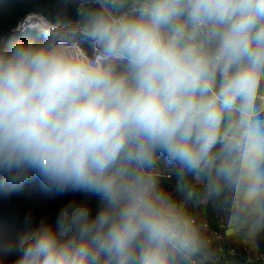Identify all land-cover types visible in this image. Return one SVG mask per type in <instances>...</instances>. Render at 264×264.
I'll return each instance as SVG.
<instances>
[{
  "label": "clouds",
  "instance_id": "clouds-1",
  "mask_svg": "<svg viewBox=\"0 0 264 264\" xmlns=\"http://www.w3.org/2000/svg\"><path fill=\"white\" fill-rule=\"evenodd\" d=\"M33 15L39 38L0 43V183L73 198L13 264H192L202 237L162 163L230 232L264 233V0H57Z\"/></svg>",
  "mask_w": 264,
  "mask_h": 264
},
{
  "label": "trees",
  "instance_id": "trees-1",
  "mask_svg": "<svg viewBox=\"0 0 264 264\" xmlns=\"http://www.w3.org/2000/svg\"><path fill=\"white\" fill-rule=\"evenodd\" d=\"M57 0H0V43L7 44L15 40H31L39 38L36 30H17L18 24L28 14L35 13L39 6H54ZM77 12L74 3H70L68 14ZM161 187L178 202L186 204V211L195 221L202 237V249L192 260L196 264H227L226 256H222L217 243H207L209 233L217 231L228 246L239 249L244 235L229 233L218 204L207 200L201 194L200 200L190 199V188L185 185L178 188L177 177L163 163L161 164ZM73 198V194H49L44 191L38 179H30L22 187L12 188L0 183V264H13L18 255L21 238L34 229L43 217L54 218L60 205ZM76 199H81L79 194ZM93 208L97 206L95 198L90 200ZM260 251L264 252V233L252 237Z\"/></svg>",
  "mask_w": 264,
  "mask_h": 264
},
{
  "label": "built area",
  "instance_id": "built-area-1",
  "mask_svg": "<svg viewBox=\"0 0 264 264\" xmlns=\"http://www.w3.org/2000/svg\"><path fill=\"white\" fill-rule=\"evenodd\" d=\"M77 9V5L74 3ZM32 14H28L18 24L17 30H36L37 21L41 19ZM37 31V30H36ZM38 32V31H37ZM207 243H217L219 245V251L222 256H226L227 264H264V252L260 251L257 243L251 238L244 237L242 239V245L239 249L228 247L223 242V237L217 231L209 233ZM192 264H196L195 260H192Z\"/></svg>",
  "mask_w": 264,
  "mask_h": 264
},
{
  "label": "water",
  "instance_id": "water-1",
  "mask_svg": "<svg viewBox=\"0 0 264 264\" xmlns=\"http://www.w3.org/2000/svg\"><path fill=\"white\" fill-rule=\"evenodd\" d=\"M69 15V18L72 19V20H75L76 17H77V12L75 13H71V14H68Z\"/></svg>",
  "mask_w": 264,
  "mask_h": 264
},
{
  "label": "crops",
  "instance_id": "crops-1",
  "mask_svg": "<svg viewBox=\"0 0 264 264\" xmlns=\"http://www.w3.org/2000/svg\"><path fill=\"white\" fill-rule=\"evenodd\" d=\"M231 233L229 230L227 231V234Z\"/></svg>",
  "mask_w": 264,
  "mask_h": 264
}]
</instances>
